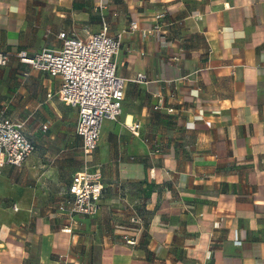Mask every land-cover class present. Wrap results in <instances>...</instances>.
Here are the masks:
<instances>
[{
  "label": "crops",
  "instance_id": "1",
  "mask_svg": "<svg viewBox=\"0 0 264 264\" xmlns=\"http://www.w3.org/2000/svg\"><path fill=\"white\" fill-rule=\"evenodd\" d=\"M103 22L122 35L125 98L87 158L60 79L17 54ZM0 54V116L35 145L0 175V264H264V0H0ZM87 160L101 210L65 232L57 205Z\"/></svg>",
  "mask_w": 264,
  "mask_h": 264
},
{
  "label": "built area",
  "instance_id": "2",
  "mask_svg": "<svg viewBox=\"0 0 264 264\" xmlns=\"http://www.w3.org/2000/svg\"><path fill=\"white\" fill-rule=\"evenodd\" d=\"M162 15L156 16L160 19ZM140 30L137 22H132L130 31ZM151 31H143L146 36ZM62 45L59 49H43L36 53L19 51L20 62L32 69L43 72L51 78L60 79L57 98L78 111L76 133L83 142V152L88 158L96 151L106 120L116 121L122 115L126 80L119 76L116 57L122 45V35H112L106 22L96 33L77 32L59 34ZM8 54H0V66H6ZM146 80L139 74L136 82ZM51 97V95H49ZM159 106H156L158 109ZM173 112L174 109H168ZM137 133L139 124H128ZM25 122L0 116V175L6 165L22 167L35 150L33 141L25 133ZM44 125L43 129L47 130ZM104 191L103 175L86 161L84 170L74 174L68 195L57 205L60 213L67 215L70 225L63 231L72 232L77 217H94L101 210ZM132 236H125L130 245L137 243L136 233L144 226V218L135 214L131 218Z\"/></svg>",
  "mask_w": 264,
  "mask_h": 264
},
{
  "label": "rangeland",
  "instance_id": "3",
  "mask_svg": "<svg viewBox=\"0 0 264 264\" xmlns=\"http://www.w3.org/2000/svg\"><path fill=\"white\" fill-rule=\"evenodd\" d=\"M91 165H93V164L91 163Z\"/></svg>",
  "mask_w": 264,
  "mask_h": 264
}]
</instances>
